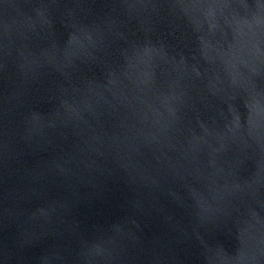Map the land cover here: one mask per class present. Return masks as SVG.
<instances>
[{"label": "water", "instance_id": "1", "mask_svg": "<svg viewBox=\"0 0 264 264\" xmlns=\"http://www.w3.org/2000/svg\"><path fill=\"white\" fill-rule=\"evenodd\" d=\"M0 264H264V0H0Z\"/></svg>", "mask_w": 264, "mask_h": 264}]
</instances>
